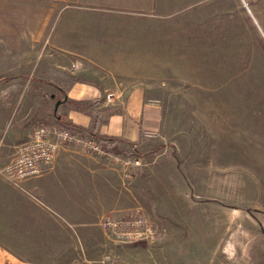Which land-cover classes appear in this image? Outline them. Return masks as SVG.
<instances>
[{"label":"rangeland","instance_id":"obj_1","mask_svg":"<svg viewBox=\"0 0 264 264\" xmlns=\"http://www.w3.org/2000/svg\"><path fill=\"white\" fill-rule=\"evenodd\" d=\"M0 38L28 51L34 74L13 84L43 88L38 114L54 109L57 60L78 78L139 74L163 106L165 129L118 154L140 158L141 172L169 154L186 174L199 166L218 177L207 197L161 202L169 221L139 204L120 213L140 207L151 239L109 236L101 217V245L66 254V264H264V0H0ZM25 111L29 126L43 122Z\"/></svg>","mask_w":264,"mask_h":264},{"label":"crops","instance_id":"obj_2","mask_svg":"<svg viewBox=\"0 0 264 264\" xmlns=\"http://www.w3.org/2000/svg\"><path fill=\"white\" fill-rule=\"evenodd\" d=\"M0 44H4L3 51L0 49V264H66L70 258L66 254H91L101 245L99 235L103 232L97 222L103 215L120 214L139 204L147 215L169 221L161 215L167 203L161 202L190 192L195 199L204 198L210 195V187L219 183L217 176L211 177L199 166L184 173L169 154L156 155L147 172L133 168L125 177L109 154L93 156L75 148H60L42 176L22 182V189L15 188L1 170L11 161L13 148L31 131L28 112L21 110H32L31 120L61 121L130 149L149 144L146 133L163 134L164 112L161 103L147 95L149 84L142 82L139 74L108 72L96 79L78 78L76 72L65 74V65L57 60L52 69L56 75L48 84L54 90L50 99L60 103L56 110L53 105L50 112L38 114L44 103L43 88L13 84L34 74L28 51L14 53L6 38H0ZM42 68L38 74H48ZM108 93L113 94L111 102L105 99ZM28 194L46 207L32 202Z\"/></svg>","mask_w":264,"mask_h":264},{"label":"built area","instance_id":"obj_3","mask_svg":"<svg viewBox=\"0 0 264 264\" xmlns=\"http://www.w3.org/2000/svg\"><path fill=\"white\" fill-rule=\"evenodd\" d=\"M113 94L105 97L111 102ZM146 133L145 137H152ZM73 147L90 155L104 153L102 142L91 136L79 134L56 123L38 122L32 125L28 138L13 148L11 161L1 170L6 180L15 188L22 189V182L41 176L52 165L60 148ZM125 177L130 169L141 167L138 157L130 155L109 154ZM33 200L37 199L30 194ZM101 227L109 236L122 240H143L152 238L154 228L142 215L140 207L133 208L124 216L109 213L101 219Z\"/></svg>","mask_w":264,"mask_h":264},{"label":"trees","instance_id":"obj_4","mask_svg":"<svg viewBox=\"0 0 264 264\" xmlns=\"http://www.w3.org/2000/svg\"><path fill=\"white\" fill-rule=\"evenodd\" d=\"M73 106H76L80 108L82 104H79L78 102H70ZM82 108V107H81ZM59 126L69 128L70 130L77 132L79 134H83L86 136H91L95 138L96 140L102 142L103 144V149L105 153H110V154H118L119 152L117 151L119 149V146L121 145V142L111 139V138H100L98 137L93 131H83L82 129L78 127H74L72 125H68L64 122L61 121H56Z\"/></svg>","mask_w":264,"mask_h":264},{"label":"water","instance_id":"obj_5","mask_svg":"<svg viewBox=\"0 0 264 264\" xmlns=\"http://www.w3.org/2000/svg\"><path fill=\"white\" fill-rule=\"evenodd\" d=\"M59 103H60V101H57V102L55 103V110L57 109Z\"/></svg>","mask_w":264,"mask_h":264}]
</instances>
